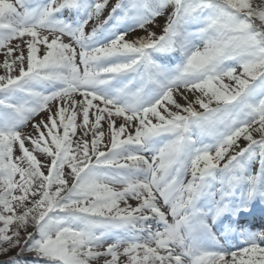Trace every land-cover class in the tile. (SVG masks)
I'll return each mask as SVG.
<instances>
[{
    "label": "snow or ice",
    "instance_id": "obj_1",
    "mask_svg": "<svg viewBox=\"0 0 264 264\" xmlns=\"http://www.w3.org/2000/svg\"><path fill=\"white\" fill-rule=\"evenodd\" d=\"M0 56V264H264V0H0Z\"/></svg>",
    "mask_w": 264,
    "mask_h": 264
},
{
    "label": "rangeland",
    "instance_id": "obj_2",
    "mask_svg": "<svg viewBox=\"0 0 264 264\" xmlns=\"http://www.w3.org/2000/svg\"><path fill=\"white\" fill-rule=\"evenodd\" d=\"M165 23V19L164 17H161L159 18L157 21H156V24L158 25L157 27H155L153 30L156 31L157 33H159L161 31V28L163 27ZM91 27V25H89V28ZM0 59H2V56H0ZM0 72H2V69H0ZM37 119H39V117H37ZM28 130L30 131L31 128L29 126ZM241 143H243V141H241ZM40 158V157H38Z\"/></svg>",
    "mask_w": 264,
    "mask_h": 264
},
{
    "label": "trees",
    "instance_id": "obj_3",
    "mask_svg": "<svg viewBox=\"0 0 264 264\" xmlns=\"http://www.w3.org/2000/svg\"><path fill=\"white\" fill-rule=\"evenodd\" d=\"M243 143H244V142H243ZM243 143H242V144H243Z\"/></svg>",
    "mask_w": 264,
    "mask_h": 264
}]
</instances>
